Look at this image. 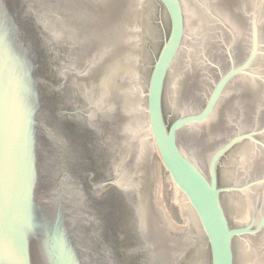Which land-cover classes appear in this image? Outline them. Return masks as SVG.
<instances>
[{"label":"water","instance_id":"95a60500","mask_svg":"<svg viewBox=\"0 0 264 264\" xmlns=\"http://www.w3.org/2000/svg\"><path fill=\"white\" fill-rule=\"evenodd\" d=\"M182 256L264 264V0H0V264Z\"/></svg>","mask_w":264,"mask_h":264},{"label":"flooded vegetation","instance_id":"af4514ba","mask_svg":"<svg viewBox=\"0 0 264 264\" xmlns=\"http://www.w3.org/2000/svg\"><path fill=\"white\" fill-rule=\"evenodd\" d=\"M233 160H234V158L231 157L229 160V163H230L229 167L231 166V162H233ZM228 177H229V171H228ZM253 179H256V178H253ZM253 179H250L249 181H251ZM229 184H233V181H230ZM150 189H151V193L149 195V202H150L149 206L152 208L151 212H152L154 222L157 225L159 232L164 234L166 237H170L172 235H175V236L184 235L190 229V224L185 226V227H182L179 223L173 222L174 223L173 226L171 225V223L168 220V216H170V214L167 212V210L164 208V206L161 205L157 200V187H156V182H155V176L152 178ZM184 221H186V220H184ZM250 221H252V220H250ZM249 222H247V223H249ZM231 223H232V221H231ZM125 235H126V232H124V230H123L122 237H125ZM170 243H171L170 241L165 242L163 245V248L165 250L169 249ZM142 248L143 249L138 252V251H136L137 247L135 246L133 248V250H131V249L129 250L128 248H126L124 252L127 254L130 253V255H133V257L136 259L138 256L142 257V258L143 257H147V258L150 257L151 248L148 245H143ZM187 260H188V258H185L182 256L180 258V264H185Z\"/></svg>","mask_w":264,"mask_h":264},{"label":"rangeland","instance_id":"374dc122","mask_svg":"<svg viewBox=\"0 0 264 264\" xmlns=\"http://www.w3.org/2000/svg\"><path fill=\"white\" fill-rule=\"evenodd\" d=\"M157 161L159 163V177H160V200L164 208L167 210V212L170 214V218L173 220V222L179 223L181 225H185L184 220L181 218V221H178L174 219L172 212L170 211V206L171 203H168L167 198H166V192L169 191L170 189V182L167 181L166 178V168L164 167L161 159L157 155Z\"/></svg>","mask_w":264,"mask_h":264}]
</instances>
